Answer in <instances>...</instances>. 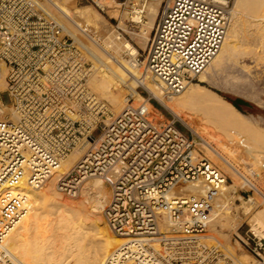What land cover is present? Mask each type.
Segmentation results:
<instances>
[{"label": "built area", "instance_id": "1", "mask_svg": "<svg viewBox=\"0 0 264 264\" xmlns=\"http://www.w3.org/2000/svg\"><path fill=\"white\" fill-rule=\"evenodd\" d=\"M230 1H162L142 61L166 97L180 94L219 51L229 25ZM44 3L0 0V78L5 83L0 95L10 99L4 103L0 98L3 217L24 200L12 188L20 177L26 174L33 187L45 183L81 141L90 139L82 157L61 174V183L105 180L110 197L103 218L114 232L132 239L116 252L122 262L236 264L219 239L208 241L214 204L232 179L198 148L200 138L189 128L184 131L174 116L155 115L145 100L134 103L129 91L127 106L104 123V102L87 87L89 55ZM92 3L105 12L95 0ZM246 175L237 193L251 203L264 202V179L254 171ZM188 183L205 188L167 195L176 185ZM160 210L167 212L164 229L157 223ZM240 227L231 236L233 248L264 262L262 239L249 224L243 232ZM5 233L0 227V239Z\"/></svg>", "mask_w": 264, "mask_h": 264}, {"label": "bare ground", "instance_id": "2", "mask_svg": "<svg viewBox=\"0 0 264 264\" xmlns=\"http://www.w3.org/2000/svg\"><path fill=\"white\" fill-rule=\"evenodd\" d=\"M95 1L103 6L106 13L118 14L121 11L120 5L122 4L115 0ZM44 2L45 7L53 9L60 20L84 41V43L80 41L62 24L65 31L88 53L92 60L87 87L98 100L107 101V103L104 102L105 116L109 112L113 116L120 114L127 105V99L124 96L122 97L119 94L120 92L113 87L114 80L112 77L96 67L95 61H97V58L109 65L120 79H131L132 89H135L136 85L143 86L175 118L200 138L199 149L232 177V182L222 187L221 196L217 197L214 204V211L208 227V241L219 239L218 242L223 249L227 250L234 259L236 258V264H243L242 259L246 264L249 262L250 264H260V262L252 260L250 253L243 254L241 261H239L236 257L238 254L236 256L234 254L237 250L233 248V242L227 238L240 227L239 224L244 217H250L249 225L254 234L260 239L264 238V202L251 203L239 194L234 195L238 188L243 185L242 176L247 173L254 171L264 179V162L260 159L259 162L256 160V155H253L258 152L254 151L253 148L249 150L250 148H247V146L234 145L233 142L222 139L224 126L231 127H225L223 132H227L232 127L235 130V128L246 125H244L245 120L242 119V112L220 94L207 90L199 83L190 82L180 94L166 97L161 83L153 76L145 75L148 83L144 81L145 78L142 77L141 67L139 66L144 61L138 62V64L134 61L138 51L124 41L112 26L104 30L106 27L104 19L90 4L74 6L75 0H44ZM127 6H129L131 12H124L123 17L139 28L138 31L133 32V35L145 46L149 41L150 31L154 29L155 19L160 8L159 2L128 0ZM232 9L225 39L210 63L218 64L224 51L239 46L243 47V57L250 56L256 61L264 58V0H235ZM147 17L149 21H144V18ZM119 26L121 27L120 24ZM99 31L105 33L102 40L96 37ZM237 40L241 45L236 43ZM123 52L130 55L133 62L124 59L122 57ZM205 69L198 74L201 82L204 81ZM145 73L149 72L145 70ZM4 87V79L1 77L0 89ZM144 100L147 101L150 110L159 116L158 110L147 99ZM114 107H117L119 111H113L112 108ZM193 110L197 112L196 115ZM189 111L192 115L189 114ZM109 121L110 119H107L104 123ZM226 134L223 135L225 137L229 136L228 134L231 135L230 132L227 136ZM232 136L233 134L230 138ZM91 144L90 139L89 141H81L61 161L57 172L43 185L33 187L28 183L27 178L12 185V188L17 191L24 189L26 186L28 188H26L27 192L19 191L16 193L19 194V198H24V200L15 209H7L8 215L3 217L4 212L2 209L4 206H0V217L2 218L0 227L3 233L6 232L0 239V264H126L122 262L121 254L116 252L122 245L130 243L132 239L126 234L114 232L112 229L111 234L106 235L97 226L98 223L94 218L96 214L102 213L110 197V192L107 191L105 186V180L101 177H90L80 179L76 183H61L63 180L61 174L68 172ZM79 184H81L80 187H78ZM204 188L203 184H178L170 189L167 195L175 194L178 190L203 192ZM60 195L67 196L69 199L62 198ZM79 195H82L83 198H78ZM72 198L77 200L73 199L74 201H72ZM237 198L241 201L240 205L235 207L238 210L233 214H229L228 212L234 209L235 199ZM226 204L228 208L225 207ZM250 204H253V206H250ZM257 204H262V207L256 209L255 205ZM36 205H41L43 209L48 207L54 209L57 217L56 225L58 230H61L56 233L58 238L54 233H48L50 223L45 225L44 222H40L32 225L27 219L26 215L31 214ZM86 206H89L88 210ZM16 218L17 220H15ZM167 222V212L160 210L157 217L159 228L164 229ZM215 223H218L221 228H226L228 233L219 234L222 230H218V234L212 233L210 228L214 229ZM52 239L53 241H51ZM130 247L131 249L134 248L132 245Z\"/></svg>", "mask_w": 264, "mask_h": 264}, {"label": "rangeland", "instance_id": "3", "mask_svg": "<svg viewBox=\"0 0 264 264\" xmlns=\"http://www.w3.org/2000/svg\"><path fill=\"white\" fill-rule=\"evenodd\" d=\"M115 1L120 2L122 4V5H120L121 11L119 9L120 12L118 11L119 12V13L117 12L118 14H109L108 12L106 13L105 9H104L105 12L102 13L99 9H97L93 5L92 0H75L73 5L74 6H82L85 4H90L94 8V10L104 19L105 25H106L104 30L109 29V26H112L113 29L115 30L116 25L119 26V24H120L121 27L119 26V29H116L117 31L116 30L115 31L118 32V35L121 36V38H123L124 41L129 43L131 46H133V48H135L136 51H138L137 56H139V59L141 62L146 55V52H147V49H148V46L150 43V39H151V36L153 33V31H152L153 29L150 31V34H149V41L147 42V44L145 46H143L138 41V39L133 35V32L138 31L139 28L135 24L129 23L123 17L124 12H131V9L129 8V6H127L128 0H115ZM162 1L163 0H147V2H153V3L159 2V7H160ZM234 4H235V0H231L230 5H229L230 14L232 13V10H233L232 8H234ZM230 18H231V16H230ZM144 21H149V18L148 17L144 18ZM62 24L66 28L69 29V27H67L64 24V22H62ZM229 24H230V19H229ZM70 31L76 37H78L80 39V41H82L84 43V41L76 33H74L72 30H70ZM98 33L99 34H97L96 37L98 39L102 40L105 37V35H104L105 33L102 31H99ZM123 40H120V41H123ZM236 43L240 44L239 40H237ZM242 48H243L242 46H239V47L234 48V49L228 48L226 51H224L222 53L218 64H213L211 62L206 67L205 72H204V79H203L204 81H202V82L199 81L200 77L197 75L196 78L191 83H199L200 85L205 87L207 90L217 92L224 99H225V97H228L230 99L242 98L248 102L247 104H239L240 111L243 114L242 119L245 120L244 125L245 124L246 125L244 127L242 126L239 128H235V130H234V127H232V129H231L232 132H231V130L227 129L228 131L227 130L226 131L228 133L230 132L231 135L233 134V136L231 137L232 139L230 138V136H231L230 134H228L227 132H223L225 127L226 128H231V127L224 126V128L222 129V137H223L222 139H224L225 141H231L234 143V145H238V146H242V147L247 146V148L248 147L250 148L249 150H252V148H253L254 151L258 152L257 154L253 155V156L256 155L255 156L256 160H258V162H259V159H260V161L264 162V58L256 61L250 56L243 57L244 55L242 53ZM90 50L93 54H95L92 49H90ZM122 57L126 60L132 59V57L130 55H127L126 52L122 53ZM131 61L133 62V60H131ZM134 61L137 62V58H135ZM89 63H92L91 59L89 60ZM95 63L97 64L96 67L98 69L104 71L105 73H107L108 75H110L112 77V79L114 80V87L116 86L118 88V90L120 92L119 94L122 97L123 96L126 97L128 91H129L134 96L132 99V101L134 103L138 102L139 100L147 99V97L150 93L143 86L136 85L135 89H132L131 88V79H128V78L125 80L120 79L113 72V70L111 69V67L109 65L102 62L98 58H97V61H95ZM137 64H138V62H137ZM139 66L141 67L140 71H141L143 78H145V75H147V74L150 75L149 73H145L144 63H142ZM143 71H144V73H143ZM144 81L146 83H148V79L145 78ZM132 90H133V92H132ZM91 91H93V90L91 89ZM149 96L152 97L151 100L149 101V103L151 105H153L158 110L159 114L162 115V117L164 119H172L173 118V114H171V112L168 109H166L161 103H159V101L156 100L157 98H155L152 94H150ZM0 98L2 99V101L4 103L10 102V99L6 93L0 95ZM163 99L166 100L165 98H163ZM104 102L107 103L106 100H104ZM112 110L113 111H119V110H117V107L112 108ZM190 111H189V114L192 115L190 113ZM193 111L195 112V115H196L197 112L195 110H193ZM193 115H194V113H193ZM113 117H115V116H113V114H111L109 112V114L107 116L103 117L102 120L104 122L107 119L111 120ZM175 120H176V124L179 127H181L184 131H187L188 127L185 124H183L177 118H175ZM226 133L229 136H227ZM223 134H226L227 137H225ZM214 163L217 165L216 162H214ZM217 166L220 168L219 165H217ZM220 169L223 171L222 168H220ZM224 173H226V172H224ZM226 174L230 177V175L228 173H226ZM230 178L232 179V177H230ZM24 180H26V174L24 176L20 177L17 180V182L24 181ZM43 184H41V185H43ZM105 186L107 188V191L110 192L108 186L107 185H105ZM26 188H28V187L26 186L24 189L19 190V191H21L23 193L27 192ZM237 194L238 193L236 191V193H234V195H237ZM81 196L79 195L78 198H83V196L82 197ZM60 197L68 198L67 196H64V195H60ZM235 197H237V196H235ZM73 199L77 200L75 198H72L71 200L74 201ZM240 203H241L240 200L236 201L234 204V209L228 213L233 214L235 211L237 212L238 208L236 209L235 207L239 206ZM251 205L253 206V204H250V206ZM88 207L86 206L87 210H88ZM261 207H262V204L255 205L256 209H259ZM26 216L32 225H34L35 223L39 224L40 222H44L45 225L47 223H50L51 226L48 228V231H49L48 233L51 232L57 236L56 233H59L61 231V230H58L57 225H56L57 224V220H56L57 217H56V213H55L54 209H49V207L46 209H43L41 205H36V206H34L32 213L27 214ZM94 218L96 219L95 221H97L96 223H98L97 226L99 228H101V230L104 231L106 235H110L112 231H111V228L109 227V225L107 224L106 220L103 218V214L102 213L96 214L94 216ZM249 219H250V217H244L243 220L240 222V224H239V226H241L240 230H239L240 232H243L248 228ZM55 221H56V223H55ZM214 225H215L214 229L210 228V231L212 233L218 234V232L220 230H222V231L219 232V234L220 233L221 234H227L228 233L226 228H223V227L221 228V226L218 223H215ZM235 232H237V230L232 232L230 234V236L227 237L232 242H233V237H231V236ZM56 236H54V237H56ZM57 238H58V236H57ZM51 241H53V239ZM262 241L264 243V238L262 239ZM55 243L58 244L57 242H55ZM236 250H237V254H238L236 257L239 261H241L240 259H241V256L243 257V254L248 253L246 251L241 250L239 247H236ZM251 257L253 258L252 260L254 262H256L254 257L253 256H251ZM242 263L246 264L243 259H242ZM262 263L264 264V262H262ZM262 263L260 262V264H262ZM248 264H250V262Z\"/></svg>", "mask_w": 264, "mask_h": 264}, {"label": "trees", "instance_id": "4", "mask_svg": "<svg viewBox=\"0 0 264 264\" xmlns=\"http://www.w3.org/2000/svg\"><path fill=\"white\" fill-rule=\"evenodd\" d=\"M115 88L118 90V88L115 86ZM119 91V90H118ZM226 100H228L229 102H231L239 111V104H247L248 102L242 98H234V99H230L228 97H225Z\"/></svg>", "mask_w": 264, "mask_h": 264}, {"label": "crops", "instance_id": "5", "mask_svg": "<svg viewBox=\"0 0 264 264\" xmlns=\"http://www.w3.org/2000/svg\"><path fill=\"white\" fill-rule=\"evenodd\" d=\"M113 87H114V85H113ZM115 88V87H114ZM116 89V88H115Z\"/></svg>", "mask_w": 264, "mask_h": 264}]
</instances>
